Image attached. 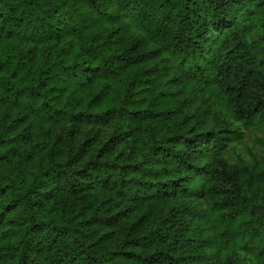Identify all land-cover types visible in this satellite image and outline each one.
<instances>
[{
    "label": "trees",
    "instance_id": "16d2710c",
    "mask_svg": "<svg viewBox=\"0 0 264 264\" xmlns=\"http://www.w3.org/2000/svg\"><path fill=\"white\" fill-rule=\"evenodd\" d=\"M237 126L264 129V0H0V264H264Z\"/></svg>",
    "mask_w": 264,
    "mask_h": 264
},
{
    "label": "rangeland",
    "instance_id": "374dc122",
    "mask_svg": "<svg viewBox=\"0 0 264 264\" xmlns=\"http://www.w3.org/2000/svg\"><path fill=\"white\" fill-rule=\"evenodd\" d=\"M155 61L160 62L161 65L164 64L162 62V57H157ZM195 106L191 107V109L183 107L180 110V115H184L190 112ZM94 129L99 130L102 139L104 136L108 135L111 131V128L108 126L99 127L96 126ZM236 130L235 136L232 138L230 142H228L223 150V154L229 163H234L237 159L243 160L246 163H250L253 160L257 162H261L264 160V129H244L240 126L234 128ZM44 130H47L44 127ZM55 134L63 135L65 129H54ZM84 136H82V140ZM100 145L98 140H95L91 143V150L84 155L83 160H87L88 158L94 155V151L96 147ZM250 260L248 257L244 256L242 260V264H249Z\"/></svg>",
    "mask_w": 264,
    "mask_h": 264
}]
</instances>
